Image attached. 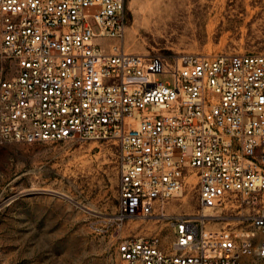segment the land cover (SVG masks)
I'll use <instances>...</instances> for the list:
<instances>
[{"label": "built area", "instance_id": "2783aa9c", "mask_svg": "<svg viewBox=\"0 0 264 264\" xmlns=\"http://www.w3.org/2000/svg\"><path fill=\"white\" fill-rule=\"evenodd\" d=\"M125 8L0 0V143L117 141L119 222L164 216L195 179V218L172 217L167 249L153 235L124 239L119 264H241L253 248L264 257V53L168 62L128 52ZM222 213L262 235L256 246L208 235Z\"/></svg>", "mask_w": 264, "mask_h": 264}, {"label": "rangeland", "instance_id": "374dc122", "mask_svg": "<svg viewBox=\"0 0 264 264\" xmlns=\"http://www.w3.org/2000/svg\"><path fill=\"white\" fill-rule=\"evenodd\" d=\"M125 7L128 52L168 62L186 53H264V0H125ZM119 174L112 139L0 143V264H119L121 244L133 236H157L167 249L172 217L199 210L195 179L164 205V216L119 222ZM222 214L229 218L205 223L208 235L256 246L262 235ZM240 260L264 264L256 248Z\"/></svg>", "mask_w": 264, "mask_h": 264}, {"label": "bare ground", "instance_id": "6f19581e", "mask_svg": "<svg viewBox=\"0 0 264 264\" xmlns=\"http://www.w3.org/2000/svg\"><path fill=\"white\" fill-rule=\"evenodd\" d=\"M209 214V213H208Z\"/></svg>", "mask_w": 264, "mask_h": 264}]
</instances>
